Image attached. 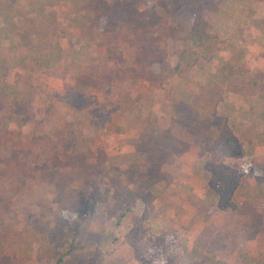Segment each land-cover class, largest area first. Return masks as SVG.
Listing matches in <instances>:
<instances>
[{
  "label": "rangeland",
  "instance_id": "1",
  "mask_svg": "<svg viewBox=\"0 0 264 264\" xmlns=\"http://www.w3.org/2000/svg\"><path fill=\"white\" fill-rule=\"evenodd\" d=\"M76 1L0 0V264H153L150 250L144 251L145 235L133 233L147 209L155 234L171 223L179 228L177 264H264L256 260L264 255V220L244 219L248 203L237 201L235 209L221 211L215 226L205 222L218 196L204 167L211 158L236 167L244 163L223 144L207 149L219 141L228 120L252 165L263 169L247 144L264 146V92L255 101L225 92L215 116L194 113L187 81L164 77L155 62H147H177L192 9L171 0H138L136 15L147 22L135 17L107 33L106 6L112 0ZM218 1L211 21L221 38L230 37L243 50L238 61L249 68L234 78L250 79L264 68V0ZM86 16L89 26L83 33L78 24ZM56 24L69 29L68 47L94 45L72 50V59L65 58L66 65L46 76L48 64L38 67L31 58L40 60V53L54 60L53 45L60 42ZM91 30L97 37L88 34ZM39 44L47 50L36 51ZM226 58L222 54L200 63L192 78L207 86L226 84L219 72ZM111 65L128 72L121 85ZM23 92L24 102L37 106L18 100ZM14 111L23 113L21 125L30 127L27 141L17 140ZM28 115L37 121L26 120ZM68 121L83 123L78 154L66 147ZM190 164L208 179L201 174L186 182ZM22 171L31 173L29 179L16 185ZM32 199L31 209L18 213Z\"/></svg>",
  "mask_w": 264,
  "mask_h": 264
},
{
  "label": "trees",
  "instance_id": "2",
  "mask_svg": "<svg viewBox=\"0 0 264 264\" xmlns=\"http://www.w3.org/2000/svg\"><path fill=\"white\" fill-rule=\"evenodd\" d=\"M101 3L103 0H96ZM138 0H112L106 6L105 20L106 24L104 31L114 32L118 29L119 24L123 22H130L135 17L140 23H146V20L137 17L136 2ZM174 5L187 7L192 9L191 14L187 20V31L185 32V42L182 49L178 52L177 62L173 65H168L167 62L162 63L160 60L147 61L154 63L160 70L164 77L178 76L188 83V88L193 90V97L191 98L192 111L194 113H203L210 116H215L218 111V105L223 101L225 92L231 91L232 93L242 94L248 96L252 101H255L261 92H264V68L256 74L251 75L250 79H238L234 77L242 76L249 70L246 61L244 64L240 63L244 59L241 50L230 37L221 38L217 27L212 23V16L216 15L219 10L218 0H171ZM206 16H210L206 17ZM58 48L57 51H59ZM227 55L226 63L219 67V72L222 73L226 84L213 82L210 86L205 85L199 80L192 78L195 68L203 62H210L216 59L219 55ZM264 57V51L262 53ZM111 65V73L116 82L120 83L121 80L129 77L121 67H113ZM160 67V68H159ZM240 78V77H239ZM244 83V84H241ZM30 103H26L28 105ZM25 105V106H26ZM16 112V111H15ZM18 113V112H16ZM35 118V115H28L26 120ZM37 121V119L35 118ZM230 121L226 120L223 124L219 141L208 146V151L215 150L218 145L227 147L231 156L242 158L244 163L239 167L231 166L224 160L214 161L209 159L204 167L210 174L209 186L218 196L217 205L214 206V213L217 210L227 211L237 207V200L235 194L240 188L242 177L251 175L256 178L259 183L264 182V165L260 170L258 166L252 165L250 157L246 155L244 144L234 134ZM23 123L22 120L20 124ZM83 123L79 121H68L66 123V147L71 149L75 154H78L76 145L84 140ZM150 197L153 195L148 193ZM144 197V196H143ZM208 210V209H207ZM202 214V211H198ZM214 213H205V222L210 216H215ZM199 214V215H200ZM201 217V215H200ZM174 221V219L171 218ZM151 221V212L149 209L144 211L140 222L134 227L133 233L139 237L141 232L146 237L145 252L149 251L151 263L153 264H177L176 255L177 249L181 245L180 230L177 225L171 223L172 226L162 228L160 235L155 234ZM151 233V235H150ZM156 235V236H155ZM153 236L148 243L147 237ZM143 237V238H144ZM162 247H161V246ZM256 260H264V255ZM62 260L58 259V263ZM211 264H219V261H214ZM246 264V263H245Z\"/></svg>",
  "mask_w": 264,
  "mask_h": 264
},
{
  "label": "crops",
  "instance_id": "3",
  "mask_svg": "<svg viewBox=\"0 0 264 264\" xmlns=\"http://www.w3.org/2000/svg\"><path fill=\"white\" fill-rule=\"evenodd\" d=\"M33 1L34 0H31L32 3H34ZM79 1L82 4L94 2V0H78L76 2H79ZM81 12H83L82 8H81ZM10 14L12 15V13H10ZM31 14L34 15L33 12ZM89 19H90V17L86 16V17H84V19H82L83 21L78 24L79 28H81V25H83V28H81L83 33H85L84 32L85 28L89 26V25H86V21L89 20ZM58 20H59V18H58ZM68 25H69V23H68ZM93 29H95V28H93ZM75 30H76V28H74V31ZM53 31L55 32V34L59 35V37H60L59 38L60 42L58 43L59 45L54 44L52 52H51L52 53L51 55L55 56L54 60L51 59L52 61H50V60L47 61V60H45V57L42 56L40 53H38V55H40L39 56L40 60L38 58H35V59L31 58V61L36 62V64H37L36 66H38V67H45L48 64L47 66H49V67L47 68L46 71H44L45 72L44 74H46V76L47 75L51 76L50 72H53L54 70H56L58 68H61L64 65H66L65 58H69L70 57L72 59V56H73L72 55V52H73L72 50H74L75 52L78 51V50L86 51L87 46H91L92 44L94 45V43H87V46L86 45H79L80 46L79 49H76L77 45L75 46V49H74L73 46L70 48V47L67 46V44L69 43V40H70V31H69V29H68V31H62V27H60L59 24H56L55 27H53ZM58 31H59V34H58ZM1 34H2V32H1ZM3 34H4V32H3ZM42 34L44 35V32H42ZM88 34L94 36L95 35L94 30H91ZM39 46L41 48H36L37 49L36 51L43 52V51L47 50L45 48L46 47L45 44H39ZM58 48H60L59 51H57ZM62 53L65 56H61ZM72 63L76 67L79 66V64H77L76 59ZM0 64H1V61H0ZM68 64H71V62H68ZM125 65H126V63H125ZM24 67L27 68L28 67V63H25ZM50 69H52V70H50ZM51 79L52 78H50L48 80H51ZM54 79H55V77H54ZM56 79H58V78H56ZM144 90L146 91V93L151 92V89L146 88V87H145ZM25 94H26L25 92H23L22 94H19L17 99L18 100H23V102H24V99L26 98ZM24 103H30L31 106H37L36 104H38L36 101H31V100H29V101L26 100V102H24ZM19 104H21V103H19ZM29 106L30 105H28V107ZM22 116H23V113L20 114V115H19V113H16L15 111H14V113H12L13 121L15 120V123H13V124H15V128L18 129V131H16L17 140L18 141H23V140L27 141V139H29V137L31 138V134L29 135V137L27 136V134H29L28 131L30 130V127H28L27 124H25V126L20 124ZM13 124L9 123V127H11V125H13ZM247 145L249 146V148L253 149V151H254V153H253L254 155L253 156L250 155V156L253 157V158L255 157L257 162H259L260 164H263L264 163V150L261 151V149H263L264 146L262 144H257V143H254V142L252 144L249 143ZM190 166L192 167L193 171H191L188 176L186 175L187 178L184 179L186 182L188 181V177L189 176H190L191 182H192V180L194 179V175L201 176V174L204 176L205 180L208 179V175H207V173H205V171L203 169L201 170V168L194 167L191 164H190ZM196 171H197V173H196ZM17 174L19 175V179L16 180L17 181V182H15L16 185H17L18 181H20V180L21 181H25L26 179H29L27 176L29 174H31V173L28 172V171H22L20 174L19 173H17ZM205 174L207 176H205ZM173 177L174 176H172V178ZM32 187H33V184H31V188L30 189H32ZM186 188H188L187 191L188 190L192 191V187L191 186L190 187H186ZM15 191H18V193L21 192V191H24V192H26L28 194L31 193L30 190H27V189H17ZM16 195H17V193L15 194V196ZM235 199L237 201H239L240 203H245V204L248 203V205H249L248 209H246L245 206L243 208L244 211H247L249 213L248 215H246V217L244 219H247V221H249V220H251V221L252 220L253 221H255V220H257V221L264 220V205H263L264 204V182L259 183L256 180V178L251 176V175H247V176L242 177L241 182H240V188H239V190H237V192L235 194ZM33 201L34 200L32 199L30 202H28L25 205H23L20 208V211L18 213H23V212L26 213V212H28L31 209L30 205L33 204ZM260 204H262V205H260ZM1 206H3V205H0V207ZM9 207H10V203H9ZM214 215L215 216H211L210 218H208L209 219V223L208 224H212V226H215V222L216 221H220L223 218V214L219 210L217 212H215ZM29 218H30V216L27 214V223H28V219ZM211 220H212V222H211ZM2 221H3L2 218H0V224H2ZM244 222H246V221L244 220ZM216 227H219V226L217 225ZM245 227H248V226L245 225Z\"/></svg>",
  "mask_w": 264,
  "mask_h": 264
}]
</instances>
